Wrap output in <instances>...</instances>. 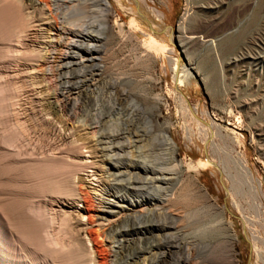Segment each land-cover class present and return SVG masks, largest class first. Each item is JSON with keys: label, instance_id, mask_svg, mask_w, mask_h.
Segmentation results:
<instances>
[{"label": "rangeland", "instance_id": "obj_1", "mask_svg": "<svg viewBox=\"0 0 264 264\" xmlns=\"http://www.w3.org/2000/svg\"><path fill=\"white\" fill-rule=\"evenodd\" d=\"M106 1L111 10L107 16L108 22L121 24L123 34L130 35L139 46H144V49H150L156 57L151 66L149 59L146 60V56L136 51L128 38L106 33L96 42L80 40L86 45H96V50L90 55L92 60L68 59L69 63L68 60L62 63L59 61L60 55L69 51L75 52L69 46L76 39L65 35L57 40L59 52L51 50L50 47H39L40 56L46 58L51 67L46 66L42 71L35 72L40 56L36 61L25 59L24 50L15 42V32L0 37V92H4L6 96L16 90V97L14 96L12 101L14 106L11 102L12 108L9 106L11 103H3L4 100L0 97V111H6L0 113V136L3 135V138H0L1 197L10 199L15 194L22 193L27 217V209L35 205L34 201L36 203L41 200L33 193L27 168H23L25 164L20 162L25 157L19 158L18 153L30 152L33 146H36L35 149L38 147L37 151L34 149L36 153L43 150L44 142L31 137L30 132L41 128L38 115L34 112L31 114L32 110L35 111L39 106H36L30 96L36 92L41 93L44 85L43 75L48 76V72L53 71L65 75L70 83H78L84 78L93 79L99 72L105 75L153 74L155 80H149L148 85L150 95L158 97V121L167 122L168 134L176 147V159L185 167L193 164L196 170L189 174L221 210L220 214L225 223L230 225L236 237L233 244L235 261L238 264H264V0ZM71 13L68 15L77 14L76 11ZM156 13L160 17H157ZM185 13L189 15L188 20L179 31V24ZM92 21L90 20L89 25L85 23L78 30L88 29V32H91L92 28L97 34L99 24L96 21L92 24ZM46 36L49 39L43 41L50 42L52 33L44 34V37ZM49 45L51 46V43ZM173 66L177 68L176 79L172 76ZM15 72L16 77L13 76ZM178 78L180 80H177ZM4 86L8 92L10 88L13 90L6 93ZM129 87L126 84L122 88V97H119L116 103L111 101L112 107L118 103L113 108L123 114L122 121H119L123 124L116 122L115 125L116 128H124L131 124L142 130L144 123L148 121L142 116L148 115L141 109L137 110L136 106L142 104L143 95L130 91ZM92 94L90 90H82L77 102L87 108L90 105L88 97ZM4 104L8 107L3 106ZM68 106L70 108L71 103ZM8 108L12 109L13 113H9ZM127 110L132 112L128 115ZM15 118H18V126L14 125ZM12 124L16 128H11ZM236 158L244 161L251 174L252 184L257 187L256 198L260 202L258 212L251 207V202H255L253 198H243L237 194L238 184L235 177L239 173V166ZM175 178L174 176L166 185V190L159 189L155 192L151 191L154 184L150 182L138 180L134 183L136 191L129 194L132 198L149 193L163 199L164 196L172 194L171 201L154 208V214L122 221L117 228L124 231V234L115 238L113 248L106 247L107 240L96 239L100 246L105 248L106 264H142L145 252L150 255L148 264H224L219 255L221 256L225 249L226 233L211 230L212 224L215 228L219 226L221 217L215 213L214 223H211L199 204H186L181 197L186 193V183L180 184L182 179L177 182ZM89 184L85 182V187L80 190L88 191ZM77 206L80 207L81 204ZM80 218L70 215L69 232L74 233L79 229ZM59 222V219H56L53 227L57 228ZM157 224L164 225L168 231L157 232L147 228ZM68 225L61 230L68 232ZM40 227H47L45 219L40 223ZM91 228L95 230L97 227ZM251 235L261 240V243L255 244L260 253L259 258ZM80 236L84 237V233H80ZM64 239L63 241L67 240ZM11 244L14 250L26 259L27 264L60 263L45 250L21 243L15 235ZM95 249H100L99 244ZM78 255V262L88 263L87 254H82V257ZM99 256L101 255H95L94 261L100 260Z\"/></svg>", "mask_w": 264, "mask_h": 264}, {"label": "bare ground", "instance_id": "obj_2", "mask_svg": "<svg viewBox=\"0 0 264 264\" xmlns=\"http://www.w3.org/2000/svg\"><path fill=\"white\" fill-rule=\"evenodd\" d=\"M72 10L77 12L75 16H69V12H73ZM110 13L109 4L102 0H0V37L15 32L17 37L15 42L18 43V47L24 50L22 53L25 59L30 61L40 56V46L46 49L50 47L51 50L54 49V51L59 52L57 40L65 35H70L76 39L69 46L75 52L69 51L64 54L61 50L63 54L59 56V61L63 63L68 59L92 60L90 55L96 50V45H91L92 43L86 45L80 40L96 42L105 33L113 36H124L131 41V44L133 43L136 51L146 56V60L149 59V66H151L156 58L155 55H152L150 49L139 46L130 35L123 34L121 24L109 23L107 16ZM156 16L160 17L158 13ZM188 17L187 13L183 15L179 24V31L186 25ZM90 20H93L92 24L95 21L98 22L97 30L101 34L98 32L96 34L91 30L92 28H90L91 32H88V29H86L87 31L78 30L85 23L89 25ZM46 33L53 35L50 42L43 41L48 38L47 36L44 37ZM5 53L7 54V52ZM18 55L20 56V54ZM40 58L36 68L34 67L35 72L42 71L46 66L51 67L46 58L41 56ZM143 60L145 62V59ZM58 68L56 67V69ZM48 73V76L46 74L42 76L44 85L41 93L36 94V92L30 96L36 106H39L38 109L35 108V111L32 110L31 114L34 112L38 115L41 125V128L35 127L38 130L30 131L31 137L44 142L43 150L41 148V153L39 151L36 153L38 147L35 149L36 146H33L30 152L18 153L19 158L25 157L20 162L25 164H22L23 168H27L33 193L41 200L36 202L38 205L34 201L33 204L35 205H31L27 209L29 213L27 217L24 212L22 193L19 192L10 199L1 197L0 193V264H27L26 259L12 247L13 235L25 245L35 246L50 253L56 262H60L59 264H81L78 262V254L81 257L82 254H87L89 259L87 264H106L105 248L101 247L96 239L107 240L106 247H112L115 238L124 234V231L117 228L122 221L154 214V208L171 201L172 194L164 196L163 199L156 198L149 193H146V196L132 198L129 194L136 191V187H133L134 183L138 180L150 182L154 184L151 191L155 192L159 189L166 190V185L173 180L174 176L177 182L180 178L182 179L179 181L180 184L186 183V193L181 196L186 204H199V207L204 211L203 214L209 218L211 223H214L213 215L215 213L221 217L219 226L215 228L212 224L211 229L226 233L225 249L219 258L224 261V264H238L233 255V244L236 242V237L230 225L225 223L220 214L221 210L209 199L204 189L197 184L196 179L189 174V172L196 170L193 164L185 167L180 160L176 159V147L168 134V124L158 121L157 116L160 114L158 97L150 95L148 85V81L153 80L154 75L139 73L105 75L103 72H99L91 80L84 78L83 81L80 80L81 82L70 83L65 75L53 73V71ZM13 76L16 77L17 73L15 72ZM172 76L177 78L176 67L173 68ZM126 84L130 86V91H137L143 95L142 104L136 106L137 110L141 109L148 115L147 117L142 116L148 120L144 123L145 126L142 130L131 124L124 126V128H119V126L116 128L115 124L116 122L119 123L120 120L122 121L123 114L121 115L117 111L118 109L113 108L118 103L113 104L112 107L111 101H118V98L122 97V88ZM8 85L7 87L11 86ZM38 86L40 87V84ZM10 89L8 92L5 88L6 93L13 90ZM84 89L93 93L88 97L90 105L87 108L77 102ZM15 92L16 90L9 95L6 94V96L4 92H0V97L2 101L4 100L3 103H11L16 97ZM12 103L9 105L11 108L14 106ZM69 103H71L70 108ZM11 110L9 109V113ZM119 110L121 112V109ZM131 112L127 110L126 114L129 115ZM2 113H6V111H2ZM12 117L17 116L12 115ZM14 120V125L18 126V118ZM14 125L12 124L11 128ZM34 144L37 145L36 141ZM235 160L239 166V173L235 177L238 184L237 194L243 198L245 196L253 198L252 200L255 202H251V207L258 212L260 202L256 198L257 187L252 184L251 174L244 161L237 158ZM85 182L90 183L88 188L90 192L80 190L85 187ZM79 203L81 204L80 207L77 206ZM72 214L81 217L78 221L80 227L74 233L69 232L68 225ZM44 219L47 221L46 230L40 227V223ZM56 219L60 221L59 226H56L57 228L53 227ZM66 225H68V228L66 227L68 232L61 230ZM92 226L97 228L93 230ZM147 228L157 232L168 231L162 224L151 225ZM80 233L81 235L84 233V237H81ZM251 238L259 258L260 253L255 248V244L261 243V240L253 235ZM98 244L99 250L95 249ZM95 255H101L99 256L100 260L94 261ZM143 256L142 264H148L149 253L145 252Z\"/></svg>", "mask_w": 264, "mask_h": 264}, {"label": "water", "instance_id": "obj_3", "mask_svg": "<svg viewBox=\"0 0 264 264\" xmlns=\"http://www.w3.org/2000/svg\"><path fill=\"white\" fill-rule=\"evenodd\" d=\"M102 1H104V2H106L107 3V1L106 0H102ZM134 2V5H135V7H137V5H136V3H135V1H133ZM170 31H172V29L171 28H168ZM175 32V31H174ZM171 43H172V41H171ZM173 44V43H172ZM174 45V44H173ZM175 47H176V45H175Z\"/></svg>", "mask_w": 264, "mask_h": 264}]
</instances>
